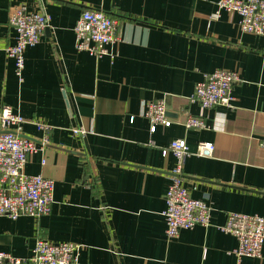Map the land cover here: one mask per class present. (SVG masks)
<instances>
[{"label":"crops","instance_id":"1","mask_svg":"<svg viewBox=\"0 0 264 264\" xmlns=\"http://www.w3.org/2000/svg\"><path fill=\"white\" fill-rule=\"evenodd\" d=\"M217 2L0 0V108L26 118L23 136L48 135L25 172L55 182L48 214L0 217V251L25 258L43 237L82 244V264H264V246L237 257L236 236L220 227L230 212L264 216V35L242 31L235 12L217 14ZM22 6L47 23L19 76L5 50L16 42L10 15ZM88 8L118 22L100 57L76 48L74 27ZM218 69L240 75L233 107L204 108L192 94ZM154 100L166 102L172 123L152 132L145 113ZM189 116L206 127H186ZM178 138L191 151L183 184L213 210L209 225L169 237L163 211L176 157L163 150ZM202 141L215 145L212 156L196 153Z\"/></svg>","mask_w":264,"mask_h":264},{"label":"built area","instance_id":"2","mask_svg":"<svg viewBox=\"0 0 264 264\" xmlns=\"http://www.w3.org/2000/svg\"><path fill=\"white\" fill-rule=\"evenodd\" d=\"M217 7V14L220 10L237 13L242 31L264 35V0H218ZM9 22L16 31V42L7 46L5 51L14 61L16 73L21 76L25 67V51L29 46L39 43L47 19L41 11H28L22 6L11 13ZM117 25V20L103 10L85 9L74 27L76 48L99 57L107 54L108 46L118 39ZM238 80L239 73L232 70L218 69L207 73L196 84L192 99L204 108L220 105L233 107V88ZM145 116L150 121L152 132L157 125L169 126L172 123L164 100L149 102ZM26 121L11 106L0 108V217L16 219L28 215L38 218L48 214L54 202V180L42 173L29 175L25 172L31 154L43 151L49 142L46 134L38 141L23 136V124ZM37 125L44 132L49 129L42 122ZM185 126L206 127V122L202 118L189 116ZM75 131L82 133L81 128H75ZM167 150L175 155L176 165L172 183L165 196L166 208L163 215L167 236L174 237L183 229L209 225L213 208L205 200L191 197L183 184L184 164L191 154L186 140H172L163 153ZM214 150L212 142L202 141L198 144L196 153L212 156ZM220 227L236 236L238 245L233 253L237 257L260 256L264 246V216L230 212L226 222ZM82 248L83 245L77 242L53 243L38 237L28 257L21 258L10 252L0 251V264H82Z\"/></svg>","mask_w":264,"mask_h":264},{"label":"bare ground","instance_id":"3","mask_svg":"<svg viewBox=\"0 0 264 264\" xmlns=\"http://www.w3.org/2000/svg\"><path fill=\"white\" fill-rule=\"evenodd\" d=\"M89 53V52H88Z\"/></svg>","mask_w":264,"mask_h":264}]
</instances>
